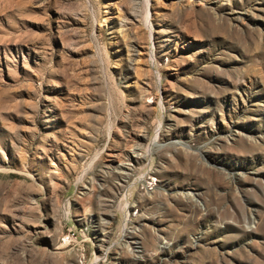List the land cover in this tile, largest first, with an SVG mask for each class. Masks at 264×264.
Here are the masks:
<instances>
[{
    "label": "rangeland",
    "instance_id": "obj_1",
    "mask_svg": "<svg viewBox=\"0 0 264 264\" xmlns=\"http://www.w3.org/2000/svg\"><path fill=\"white\" fill-rule=\"evenodd\" d=\"M0 264H264V0H0Z\"/></svg>",
    "mask_w": 264,
    "mask_h": 264
}]
</instances>
